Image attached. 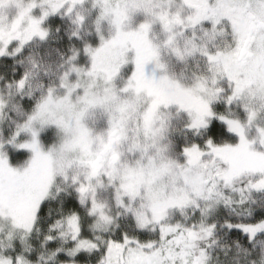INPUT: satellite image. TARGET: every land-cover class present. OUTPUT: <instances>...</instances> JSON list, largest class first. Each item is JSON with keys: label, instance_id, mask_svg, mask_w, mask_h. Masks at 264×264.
<instances>
[{"label": "snow or ice", "instance_id": "1", "mask_svg": "<svg viewBox=\"0 0 264 264\" xmlns=\"http://www.w3.org/2000/svg\"><path fill=\"white\" fill-rule=\"evenodd\" d=\"M13 2L17 15L0 23V55L45 40L50 14L68 16L70 36L81 43L55 83L35 86L39 95L33 96L31 68L5 82L9 99H29L12 105L22 119L0 134V220L8 225L0 264H40L24 255L31 248L26 238L40 232L48 202L58 197L60 215L47 224L40 245L62 243L38 254L45 261L208 264L216 229L207 222L210 212L221 204L243 206L253 191L264 192V0H181L175 10L170 0H92L88 39L80 36L84 0ZM8 3L0 0V7ZM156 24L160 42L150 36ZM162 50L180 62L198 55L205 70L181 80ZM81 54L86 65L78 63ZM236 102L243 118L228 107ZM7 104L0 98V113ZM96 112L99 126L89 123ZM174 114L184 117L178 142L169 138ZM49 128L54 137L44 134ZM187 208L199 212L197 222H169L173 210L183 215ZM244 214L250 219L223 223L253 242L264 235V211L245 207ZM17 236L23 249L5 254ZM259 255L264 264V247Z\"/></svg>", "mask_w": 264, "mask_h": 264}, {"label": "rangeland", "instance_id": "2", "mask_svg": "<svg viewBox=\"0 0 264 264\" xmlns=\"http://www.w3.org/2000/svg\"><path fill=\"white\" fill-rule=\"evenodd\" d=\"M23 2L26 3L27 0H23ZM180 2L181 0H170L172 10H175ZM83 9L86 10V21L84 27L80 29V36L82 39H88L89 32H91L93 29V20L96 9L92 8V0H84ZM39 10L40 9L38 6L34 8L32 12L34 15H38ZM17 11L18 9L16 4L13 2V0H9V3L4 6V9H1L0 7V23H10L12 19L17 15ZM184 11L186 13L188 10L185 9ZM43 26L48 28L49 30V34L45 40L33 38L32 41L28 42L23 47L20 53L13 56L0 55V98L8 100L10 103L4 108L3 112L0 113V134L7 133L10 128L14 127L15 121L22 119V117L13 110L12 105L17 103L24 105L25 102H27L29 99L27 95H24L23 99H21L20 94H16L15 96L11 97V99H9L8 90L5 87V82L12 81L18 78L26 68H31L32 72L35 73V75L30 77L31 84L33 85V96L39 95L40 89L36 88L35 86L41 81L45 85L49 83H55L59 73L62 72L66 67L63 61L70 54V50L74 47L80 46L81 41L77 40L74 36H70L74 25L71 23V20L68 16H63L59 13L50 14L44 21ZM85 29H88V31H85ZM102 29L104 34L107 35L109 32V26L106 22L103 24ZM197 32L199 33V28H197ZM150 36L155 42H160L163 40L164 34L161 32L159 24L153 26V30L150 33ZM16 43L17 41L10 42L8 50L11 51L12 47H14ZM4 58L13 59H10L9 61L6 59V62L10 63L4 65V63H6L2 62ZM162 58L167 62L169 71L171 73H174L177 78L184 81L190 82L193 74L201 73L205 70L204 61L198 55L196 57H189L186 62H180L177 61L174 56H171L170 53L162 50ZM30 60L35 61V68H32L31 63L29 62ZM78 63L86 65L87 58L81 54V56L78 58ZM217 103L222 104V102ZM228 107L231 108V111L234 114H238L243 118V110L241 109L239 102L233 103ZM93 121L96 122V126H99L102 123L103 117L99 112H96L95 114L90 116L89 123H92ZM183 121V114H174L172 116L169 131L170 136L171 134L175 135L174 132L177 129V131H181L180 136L184 137L185 130L182 128ZM259 122L264 123V112H261ZM217 124H219V122H217ZM254 132L255 129L252 128L249 135L254 134ZM44 134L54 137L55 130L51 128L45 129ZM190 136L191 134L189 133V137ZM218 139L222 141L224 139H227V137H218ZM15 163H20V161L17 160L15 161ZM255 193L257 194L262 192L255 191ZM189 209L191 210L190 213L194 212L191 208H187L185 209V211H188L189 213ZM185 211L182 215L179 211L173 210L171 212L169 222H177L178 218H181L185 215ZM7 230V223L3 220H0V241H4L3 235L5 232H7ZM17 237L19 238V236ZM40 241H36L35 244L40 245ZM2 251L5 253L4 249H2Z\"/></svg>", "mask_w": 264, "mask_h": 264}, {"label": "trees", "instance_id": "3", "mask_svg": "<svg viewBox=\"0 0 264 264\" xmlns=\"http://www.w3.org/2000/svg\"><path fill=\"white\" fill-rule=\"evenodd\" d=\"M13 58H4L2 62H6V59L9 61ZM8 63L10 62H6L4 65ZM9 104L10 103L8 101L7 105ZM174 133L175 135H169L171 140L178 142L184 139L183 136H180V130L177 131L176 129ZM233 196L238 199L237 194L233 193ZM245 207L254 210L256 213L264 211V192L256 194L255 191H253L251 193V199L243 206L233 204L231 208H228L221 204L210 212V215L207 217V222L215 221L216 229L214 233L215 243H210V246L207 249L210 254L208 264H261L259 253L261 248L264 247V235L253 242H247L244 238L246 234L240 233L239 230L235 228L228 229L223 223L224 220H230L233 223L249 220L250 217L244 214ZM61 208L62 205L60 204L59 197L55 200H50L46 207L44 216L39 221L40 232L37 233L36 231H33L30 237L26 238V243L31 245V248L28 251H25L24 255L30 260L35 261L39 259L40 264H57L56 259L45 261L38 254L42 252L45 256H47L49 250L61 245L62 242L59 240V238H57L55 241L46 242L44 247H41L39 244H35V242L43 239V234L47 229V224L60 215ZM48 211L51 212L50 216L48 215ZM190 212L191 210L189 213L188 211H185V215L181 218H178V221L182 224L190 225L200 219V214L198 211L196 213ZM0 242L7 244L6 240ZM237 242L240 244V250L237 248ZM64 246L66 247L67 245ZM23 247L24 244L21 242L20 238L16 237L12 241V247H5L4 250L6 254L15 256L17 253L21 252ZM243 248L249 249V253L247 255H245L243 252ZM61 255L62 254L60 253L57 254L58 257ZM80 264H87V261H81Z\"/></svg>", "mask_w": 264, "mask_h": 264}, {"label": "flooded vegetation", "instance_id": "4", "mask_svg": "<svg viewBox=\"0 0 264 264\" xmlns=\"http://www.w3.org/2000/svg\"><path fill=\"white\" fill-rule=\"evenodd\" d=\"M1 9H4V6L3 7H1ZM2 23V22H1ZM186 31H189V30H186Z\"/></svg>", "mask_w": 264, "mask_h": 264}]
</instances>
